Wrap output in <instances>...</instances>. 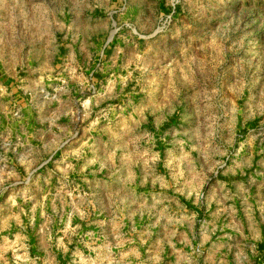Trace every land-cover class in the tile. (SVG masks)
I'll return each mask as SVG.
<instances>
[{
  "label": "rangeland",
  "instance_id": "obj_1",
  "mask_svg": "<svg viewBox=\"0 0 264 264\" xmlns=\"http://www.w3.org/2000/svg\"><path fill=\"white\" fill-rule=\"evenodd\" d=\"M0 264H264V0H0Z\"/></svg>",
  "mask_w": 264,
  "mask_h": 264
}]
</instances>
